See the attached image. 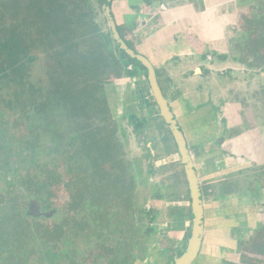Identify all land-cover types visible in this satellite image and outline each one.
<instances>
[{
	"label": "rangeland",
	"instance_id": "374dc122",
	"mask_svg": "<svg viewBox=\"0 0 264 264\" xmlns=\"http://www.w3.org/2000/svg\"><path fill=\"white\" fill-rule=\"evenodd\" d=\"M12 1L0 0L1 29L4 26L11 27L14 24L12 9L10 8ZM90 1L95 3L96 0ZM249 6L254 8L252 4H249L248 6L246 5L245 9H250ZM97 15L96 22L101 25L102 32L110 36V26L108 21H106V16L102 11L98 12ZM111 47L115 51L116 44L114 41H112ZM242 49L247 60L250 53H246V47L243 46ZM237 51L239 54L241 53L239 48ZM142 54L147 55L144 51ZM30 56L33 57V61L29 64L30 70L26 87L23 88L18 82H14L10 73L0 75V167L1 164H4L5 154L10 149L4 144L7 135L14 136L16 134L17 136L27 137L32 133L33 128L35 132V129H39L40 131L36 132L38 135L35 137L37 141L35 150L37 153L34 158L39 163L38 170L42 173L41 177L46 171L50 172L51 175L54 174L55 178L58 179V185L50 188V192L54 194L50 203L53 208L58 210L56 223H59L70 216L68 213L69 193L66 190V186L72 184L71 181L77 180L75 175L80 168L84 167L85 169L86 165L83 156L79 152V144L69 137L74 131L75 124L69 122L63 116L64 121L61 122L63 125L60 128L57 127L55 131L50 128L52 125H49L50 129H48L41 122L38 112L33 108L34 94L31 92L30 87L33 85L38 90L42 89L46 96L48 95V90L51 88L50 74L53 69V61L49 52L44 48L33 50ZM169 67L170 65L166 66V71ZM242 72L245 73L243 76L239 75L236 78H230V81L227 82L218 79L220 80L218 82H223L220 84L221 89H229L230 92L228 94L232 98H238L239 96V100H250L249 103L246 102L248 106H252V98L255 99V167H246V163L240 165L244 166L240 168L244 169L247 178H253V182L230 183L229 187L218 189L226 192L227 199L222 197V195L217 198L209 197L205 200L207 232L204 237L201 254L194 264H246L248 258H251L253 246L264 237V79H262L263 76L260 78L259 72L250 73L245 68L242 69ZM141 76L144 79L143 75ZM254 76L255 82H251ZM121 80L120 82H111L107 87V94L111 102L113 116L120 127L118 136L123 148L124 161L132 173L128 176L134 175L136 177V189L132 197V210L130 213L117 209L112 212L108 222L110 239L114 243L118 241L127 243L132 253L130 256H133L132 261L134 264H171V253L174 252L173 250L178 247L180 249L185 248L187 233L184 232V227L190 228L189 215L186 214L182 218L177 217L178 211L174 209L181 206L189 210L187 209L189 201L186 197L187 186L185 177L182 174V168L176 164L178 161L177 156L166 155L163 144L160 143V138L158 137L157 124L155 126L153 123H150L149 139L159 143V158L153 160L151 168L153 174L147 173L148 168L145 166V158L148 157L147 150L139 146L135 138L136 133L129 126L125 117L128 114L127 107L129 106L131 108L134 107L135 111L143 108L141 113H138V116L147 117L150 110L146 108L145 98H148L151 103H153V100L149 95L150 91L145 82V86L142 85V88H144V95L147 97H142L138 94L142 88L138 89V86L133 84L129 78ZM129 94H131L132 99L129 98ZM54 116L58 117L59 115L57 113ZM17 120L23 121L22 124L25 125L19 128L15 127L14 121ZM245 120L250 121L248 115ZM166 137L168 138V136ZM11 150H17V148H11ZM141 168H143L145 173L142 177L140 175ZM71 170L74 171L75 175L74 173H69ZM177 171L179 178L176 181L172 179V175L176 174ZM1 172L0 195L6 186V183L2 181ZM3 172L8 173L9 170L6 171L5 169ZM83 179L85 177L77 180L76 186L71 185V189L80 186ZM150 180L153 183H150ZM202 181H204L203 178ZM203 185L205 188L208 186L207 184V186ZM218 185L220 186L221 183ZM230 190L232 192L227 193ZM216 192L214 194H217ZM179 193L182 196L180 199L184 201L179 202L177 200ZM249 195H252L253 198ZM21 202L24 203L23 200ZM147 204L150 205V211L152 207L156 208L153 213L154 230L148 226L151 221L145 214V206ZM225 206L232 207L234 209L232 211L233 214L237 212L239 217L235 219L236 216L231 217L226 212L224 214ZM242 207L243 209L245 207L246 212H252L253 214L255 212V227L251 226L253 214L248 216L249 214L243 213ZM45 209L47 208L45 207ZM175 215L177 218L174 220ZM80 217L88 219L92 224L95 223V215L90 206H86L81 210ZM29 222L34 225L36 220L31 219ZM37 222L46 226L41 231L46 236L52 230L50 226L54 223V220L43 218L37 220ZM178 223L184 224L181 230L175 228ZM149 236L153 239L150 245L152 247V255L147 262L144 261L142 263L141 256H143L145 248L144 239L149 238ZM99 242L100 240L96 236L91 239L81 237L75 241L76 245L71 243L73 246H70L68 238V253L77 255L78 264H82L84 260L90 262L89 264H108V260L97 258ZM61 249H66V247H58L55 254L60 255ZM61 264H69V260L61 261Z\"/></svg>",
	"mask_w": 264,
	"mask_h": 264
},
{
	"label": "trees",
	"instance_id": "16d2710c",
	"mask_svg": "<svg viewBox=\"0 0 264 264\" xmlns=\"http://www.w3.org/2000/svg\"><path fill=\"white\" fill-rule=\"evenodd\" d=\"M10 5L14 24L0 28V75L10 73L14 82L26 87L33 61L30 53L46 49L53 61L51 88L46 96L44 90L31 85L33 108L48 129L60 128L63 116L74 123L69 137L77 141L85 160V169L80 168L76 175L69 171L75 179H85L74 189L71 185L76 186L77 180L66 186L68 206L74 212L90 206L95 223L84 217L69 218L68 233L73 231L77 238H99L98 257L105 256L111 264H133L127 243H114L109 235L112 212L132 210L136 177L128 176L131 172L124 161L120 127L113 116L107 87L111 82L137 75V70L130 67H144L122 51L112 35L103 33L95 22L97 10H104L107 0H99V9L90 0H13ZM57 113L59 116L55 117ZM49 179L53 184L58 181L54 174ZM33 180L27 181L31 192L45 187ZM25 232L23 224L3 219L0 264H29L26 249L30 237ZM17 244L23 250L22 256ZM251 254L246 264H264V237L253 246ZM82 264L89 262L84 260Z\"/></svg>",
	"mask_w": 264,
	"mask_h": 264
},
{
	"label": "flooded vegetation",
	"instance_id": "af4514ba",
	"mask_svg": "<svg viewBox=\"0 0 264 264\" xmlns=\"http://www.w3.org/2000/svg\"><path fill=\"white\" fill-rule=\"evenodd\" d=\"M117 2L121 3L122 0H107L108 5L104 8V10L100 9V10H97V12L102 11L104 15L106 16V21H108L109 23L110 34L112 35L113 39L115 40L113 36V31H112V25H111V20H110L111 18L113 19L116 29L120 37L122 38V40L125 42V44L133 52L145 58L151 64V66L154 68L156 72L159 87L163 93V96L168 101L169 107L174 116L177 127L182 132L185 138L186 145L189 149L191 158L195 166L197 176L199 178L201 195H202L203 204H204V214H205L204 237H205L206 232H207L206 230V215L207 214H206L205 200H207L209 197L217 198V197L224 195L226 192L219 191L218 189L227 188L230 186L229 185L230 183H236V184L243 183V182H239V181H242L243 179V169L240 168L243 166H235V168L230 167L232 169H227V164L223 163V168L225 170L223 172L221 171L222 178H220L219 181L220 182L223 181L226 183L229 182V183H227L226 185L224 184L225 186L222 185L221 187H217V188L207 187V189L205 190L203 189L200 176H199V172L196 166V159L193 156L194 148L188 141L187 135L185 133L184 125L181 123V120L179 119L175 109L173 108L174 106L171 104L169 90L177 89V86H175L174 84L175 81L170 76L165 75L163 73V70L160 68L161 66L158 63H156L152 58L148 57L147 55L142 54V52H140L133 43H131L130 41L126 39L124 32L117 20L118 19L117 10H116ZM142 2H144V5L147 7H151L152 5L157 3L162 13H165L166 11H170L172 9L174 10L183 9L184 10L186 9L187 6H190V4L195 2L197 5V9L199 10L198 11L199 15L200 14L201 16L204 15L203 14L205 13L204 11H206V13L208 12L212 13L211 16L209 15L208 20H204L206 32L210 37H213V38L222 37L221 44L225 48L220 53L218 51H215V52L209 53V56L204 55L202 57L203 61L205 60L207 62L208 61L207 58L211 59V67H209L208 65L200 66L198 70L195 69L189 74L184 75L183 76L184 82H189L190 79L196 76H199L204 81H208L209 79H213V80L220 79V80H223L224 82H227V81H230L229 80L230 78H236L239 75L243 76L245 74L242 72L243 68H245L246 71L250 73L259 72L260 78L262 76L264 77V0H185V1H181V0H142ZM206 3H209V6H213V7L211 8L209 7L206 9L205 8ZM249 4H252L254 8H252V6H249L250 9L246 10L245 7L246 5L248 6ZM93 5L94 6L96 5V7L99 9V0H96L95 3L93 2ZM135 10H137V8ZM108 12L110 13V16L108 15ZM95 22H96V19H95ZM243 46L246 47L247 49L246 53L248 54L250 53L247 60L245 58V54L242 49ZM238 48L241 51L240 54L237 51ZM181 60L182 58H179V56H174L175 63H179L181 62ZM142 66L144 67V69L140 68L139 66L130 67L131 70L136 69L138 73L135 76L126 77V79L129 78L133 84L138 86L137 87L138 89L142 88V85L146 83L148 86V90L150 91L149 95L151 96L153 103H151V101L148 98H145L146 108L150 110L147 117L138 116L139 115L138 113L139 112L141 113L143 108H141V110L139 111L138 110L135 111L134 107L131 108L128 105L129 106L127 107L128 114L125 117V119L128 120L129 126H131L134 129L133 131L136 133L135 138L139 146L142 149L147 150L148 157L145 158V166L148 168L147 173L149 172L150 175L153 174L152 172L153 170L151 169L153 166V160L159 158V155H158V144L159 143H157L155 140L149 139V134H150L149 127H150V123H153L155 126L157 124L158 133H159L158 137L160 138V143L163 144L166 155L167 156H174V155L177 156L178 161L176 162V164L182 168V174L185 177V183L187 186L186 197H187V200L189 201V206H187V209L189 210H186L185 207H181V206L175 207L174 209H177L178 211V215L176 214L177 217L182 218V217H185L186 214L189 215L188 222H190V228L188 229L187 226L184 227L186 229V230L184 229V232L187 233L185 248L180 249L178 247L173 250L174 252L171 253L172 255L171 264H174L175 260L184 254L186 247H187L188 238L190 236L189 231L192 226V198H191L190 186H189V182H188V178L186 174V168L182 162L183 160H182V156L179 151V146H178L176 137L173 133L172 128L167 124L165 118L162 116L161 110L154 97V94L152 92L151 85L149 82V78H148L149 76L148 68L145 67L144 65ZM166 74L168 73L166 72ZM141 75H143L144 79L142 78ZM263 77L262 79H264ZM235 82H238V81H235ZM251 82H255V76L251 79ZM226 92L229 93L230 90L226 89ZM144 93H145L144 88H142L138 94L139 96L147 97L146 95H144ZM128 96H130L129 98L132 99L131 94H129ZM238 98L234 97L232 99L237 100ZM251 103H252V107H254V110H255V99L254 98H252ZM22 123L23 121H19V120L14 121V126L17 128L22 127L23 125H25ZM33 130H32V133H30L27 137L17 136L15 134L14 136L7 135V137L5 138L4 144L5 146L10 147V149L6 152L5 162L4 164H1V167H0V171H2L1 172L2 181L6 183L5 189L2 190L1 195H0V228L3 222V219L13 221V223L15 224L21 223L24 225L26 229L25 233L30 237L29 246L26 249L29 252L28 257H27V259L29 260V264H61V261H65V260H69V264L73 262L77 263V255L68 253L67 241L69 238L70 246H73V245H76L75 241L79 238L74 237L75 235L73 234V231L68 233L66 222L69 218H73V217H77L80 219L83 218V217H80L82 209L77 212H74L70 210L68 206V213L70 216L66 220L64 219V221H60L59 223H56L57 222L56 217L58 215V210L57 208H53L51 206L50 201L52 199V195L54 194L50 192V188H53L55 187V185H58V184L57 183L53 184V182H51V180L49 179V176L51 175L50 172L44 171V175L43 177H41L42 173H40V171L38 170L39 163H37V160L34 158V156L36 157V153H37V151L35 150V144L37 142L35 140V137L38 135L36 132H38L39 130L35 129L36 132ZM165 135L168 136V138ZM215 146L220 147L218 142L217 144H215ZM15 147L17 148V150H11V148H15ZM225 155H228V153L226 152ZM231 159L232 160L229 161L231 163L233 162L237 163L239 160L234 155L231 157ZM5 169L6 171L9 170V172L8 173L3 172ZM141 169L143 170V168ZM227 170L230 173H227ZM234 170H236L234 172L235 174H232ZM143 174H145L144 171H143ZM214 177L215 179H217L216 175H214ZM178 178H179V173L177 171L176 174L172 175V179L177 181ZM33 179L35 180L37 179L38 182L44 183L45 187L41 189L39 188L38 192L36 191L31 192L27 181H30V180L34 181ZM252 179L253 178H251L247 182H253ZM150 183H153V182H151L150 180ZM216 189H217V192H216ZM214 192H216L217 194H214ZM228 192H232V191L230 190V191H227V193ZM181 197H182L181 193H179V196H177V200L179 202L184 201L183 199H180ZM21 200H23L25 204L22 203ZM69 202H70V198L68 197V204ZM45 207L47 209H45ZM149 207H150L149 204L145 206V214L147 217H149L151 221V224L148 225L149 228L154 230L153 228V215L154 214L153 213L154 211H156L155 210L156 208L152 207L150 211ZM176 215L174 217V220L177 218ZM43 218L54 220V223L50 226L52 230H50L49 234L46 236H44L43 232H41L42 229L45 228L46 226L42 225L40 222H37V220H40ZM31 219L36 220V223L34 225L30 224L31 222H29ZM183 226L184 224L178 223L176 224L175 228H177L178 230H181ZM150 237L151 236H149V238L147 239H144L145 248L143 252L144 254L143 256H141L142 263L144 261L147 262V260L152 255V250H151L152 247L150 245H151V242H153L152 241L153 239H151ZM71 243H73V245ZM203 243H204V239H203ZM1 244H3V242L0 240V245ZM60 246H62V248L66 247V249H63V250L61 249L60 255L55 254V251ZM17 247H18V252H20V254L19 253L18 254L21 255L23 250L19 248L18 244H17ZM15 258L17 259L18 256H15ZM97 258H101V259L103 258L104 260H108V264H111L110 260L106 258L105 256L98 257L97 255Z\"/></svg>",
	"mask_w": 264,
	"mask_h": 264
},
{
	"label": "crops",
	"instance_id": "0c3cea01",
	"mask_svg": "<svg viewBox=\"0 0 264 264\" xmlns=\"http://www.w3.org/2000/svg\"><path fill=\"white\" fill-rule=\"evenodd\" d=\"M209 7L213 6L206 3L205 8ZM116 10L126 39L140 52L144 51L161 66L165 75L175 81L177 89L169 90L171 104L194 148L193 156L203 189H207L203 184H207L209 188H217L219 183V187L229 183L219 181L222 178L221 171L225 170L223 163L227 164V169L244 163L246 167L254 168L255 110L247 105L246 102L249 103L250 100H233L226 89H221L220 84L223 82H218L217 79L204 81L196 76L189 82L183 80L184 75L198 70L202 65L211 67V59L207 58L208 61L204 62V55L209 56V53L215 51L220 53L225 48L221 44L222 37L213 38L206 32L204 20H208L212 13L204 11V15H199L195 2L184 10L172 9L162 13L157 3L147 7L142 0H122L121 3H116ZM174 56L182 58L181 62L175 63ZM168 65L170 67L166 71ZM247 115L250 121L245 120ZM217 142L220 147L215 146ZM226 152L228 155H225ZM233 155L239 159L237 163L229 162ZM227 173L230 172L227 170ZM250 179L243 169V179L239 182L244 183ZM224 195L222 197L227 199L226 194ZM233 210L232 207L225 206L223 212L231 217L236 216L237 219L239 215L237 212L233 214ZM241 210L248 216L253 214L246 212L245 207ZM254 214L251 218L252 227H255Z\"/></svg>",
	"mask_w": 264,
	"mask_h": 264
},
{
	"label": "water",
	"instance_id": "95a60500",
	"mask_svg": "<svg viewBox=\"0 0 264 264\" xmlns=\"http://www.w3.org/2000/svg\"><path fill=\"white\" fill-rule=\"evenodd\" d=\"M108 15L110 16L109 12ZM110 20L112 25L113 36L115 40L118 42L121 50L125 51L131 58L137 59L142 65L148 68L149 71L148 78L154 97L161 110L162 116L165 118L167 124L172 128L173 133L176 137L179 146V151L183 160L182 162L186 168V174L190 186V192L192 198V226L189 231L190 236L188 238L186 250L181 257L175 260L174 264H194L198 259L203 246V239L205 232V227H204L205 214H204V204L201 195L199 178L197 176L193 160L191 158L189 149L186 145L185 138L182 132L177 127L176 121L171 112L168 101L163 96V93L159 87L157 75L154 68L145 58L133 52L125 44V42L122 40L116 29L113 19L111 18Z\"/></svg>",
	"mask_w": 264,
	"mask_h": 264
}]
</instances>
